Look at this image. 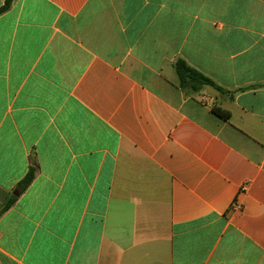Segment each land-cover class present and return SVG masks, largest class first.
<instances>
[{"label":"crops","instance_id":"0c3cea01","mask_svg":"<svg viewBox=\"0 0 264 264\" xmlns=\"http://www.w3.org/2000/svg\"><path fill=\"white\" fill-rule=\"evenodd\" d=\"M0 264H264V0H9Z\"/></svg>","mask_w":264,"mask_h":264},{"label":"trees","instance_id":"16d2710c","mask_svg":"<svg viewBox=\"0 0 264 264\" xmlns=\"http://www.w3.org/2000/svg\"><path fill=\"white\" fill-rule=\"evenodd\" d=\"M9 7V0H6L4 5L0 8V13L5 11ZM177 77H178V86L182 89H188L192 92H196L201 89V87L205 85H209L216 90L222 91V89L217 86L212 80H210L208 77L204 76L199 71L191 68L188 66L183 60H177L174 65ZM215 114H217L220 117L228 118L229 113L226 111H223L219 108H213L212 109ZM34 171L35 169L33 167H30L25 174V176L22 178V180L18 183L17 191L23 192L29 184L32 182L34 177ZM15 197H11L10 200L7 202L5 207L3 208V211L8 209L15 201Z\"/></svg>","mask_w":264,"mask_h":264},{"label":"built area","instance_id":"2783aa9c","mask_svg":"<svg viewBox=\"0 0 264 264\" xmlns=\"http://www.w3.org/2000/svg\"><path fill=\"white\" fill-rule=\"evenodd\" d=\"M236 204L235 203H233V206H235Z\"/></svg>","mask_w":264,"mask_h":264}]
</instances>
